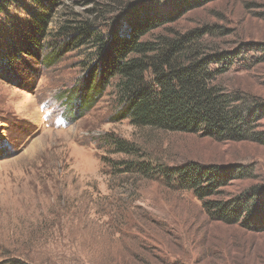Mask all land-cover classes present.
Masks as SVG:
<instances>
[{"label":"rangeland","instance_id":"obj_1","mask_svg":"<svg viewBox=\"0 0 264 264\" xmlns=\"http://www.w3.org/2000/svg\"><path fill=\"white\" fill-rule=\"evenodd\" d=\"M201 1L0 0V264H264V231L212 219L162 173L237 165L250 173L220 199L264 191V147L133 125L118 112L116 78L89 82L100 56L83 29L109 37L156 15L165 24L144 40L197 32L194 55L229 58L210 65L225 88L264 103V0ZM37 12L47 25L28 49ZM108 134L140 152H116Z\"/></svg>","mask_w":264,"mask_h":264},{"label":"trees","instance_id":"obj_2","mask_svg":"<svg viewBox=\"0 0 264 264\" xmlns=\"http://www.w3.org/2000/svg\"><path fill=\"white\" fill-rule=\"evenodd\" d=\"M41 4V0H33ZM202 0L197 5L205 4ZM41 6H45L41 4ZM149 9V7H148ZM31 21L28 49L40 45L45 33L46 15L35 14ZM152 23L135 15L121 23L109 37L83 29L98 46L99 65L90 84L98 81L106 88L116 78L121 118L133 125L182 133H201L218 141H253L264 147V103L245 102L239 92L229 91L218 80L221 70L210 65L227 61L224 53L210 56L194 55L190 45L197 32L181 37L158 36L144 40L152 30L160 28L165 19L152 17ZM195 35V36H194ZM196 48V46H194ZM94 75H97V80ZM107 140L116 152L137 155L139 147L132 141L108 134ZM134 161L126 168L137 169ZM139 169L150 172L149 162ZM179 186L192 191L202 201L214 220L239 224L251 231H264V191L250 189L228 200L220 199L223 188L234 178H243L250 171L237 165L202 164L190 161L166 168L162 172ZM257 199V202L255 203Z\"/></svg>","mask_w":264,"mask_h":264}]
</instances>
